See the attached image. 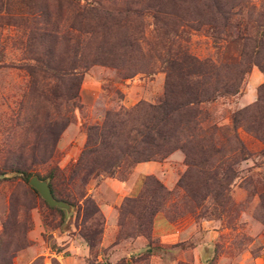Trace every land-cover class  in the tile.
<instances>
[{
  "label": "rangeland",
  "instance_id": "rangeland-1",
  "mask_svg": "<svg viewBox=\"0 0 264 264\" xmlns=\"http://www.w3.org/2000/svg\"><path fill=\"white\" fill-rule=\"evenodd\" d=\"M155 1L77 0V8L57 13V0H0V264H264V0H233L238 5L218 39L171 6L155 24L145 4ZM53 47L67 50L66 60L73 51L79 58L74 100L57 99L70 83L41 69ZM175 55L207 60L215 87L246 71L234 93H215L200 105V126L214 133L219 153L204 165L192 162L198 175L187 173L175 150L154 162L158 175L131 179L132 168L122 167L113 176L70 179L87 127L140 103H160L166 63ZM32 66L39 67L34 74ZM65 122L49 154L47 133ZM21 165L27 179L9 171ZM54 168L69 215L28 185ZM213 171L215 181L206 180ZM148 176L166 192L152 199L147 212H156L138 226L126 211L139 196L147 200L154 186ZM181 178L193 192L177 186ZM129 179L122 192L117 185ZM204 183L223 189L200 197ZM82 236L94 237L90 248Z\"/></svg>",
  "mask_w": 264,
  "mask_h": 264
},
{
  "label": "trees",
  "instance_id": "trees-1",
  "mask_svg": "<svg viewBox=\"0 0 264 264\" xmlns=\"http://www.w3.org/2000/svg\"><path fill=\"white\" fill-rule=\"evenodd\" d=\"M187 2L192 8L186 5ZM78 4L77 0H57V13L63 7L77 8ZM145 4L152 12L155 24L159 23L157 13L164 14L162 11L164 7L171 6L179 8L183 15L177 17L192 20L191 22H196L200 26H207L213 34L211 37L215 39H218L220 33L218 28L227 27L232 15L231 9L238 5L233 0H156L153 3ZM258 15L261 17L262 13ZM262 21H264V16ZM193 28L196 30L194 26ZM246 45L245 43L242 46ZM73 53L74 55L67 60V50L56 51V48L53 47L44 53L47 61L41 69L54 73L61 84L70 83V88L63 86L57 90V99L70 101L77 98L76 89L81 78L80 74L75 71L76 63H74L75 60L78 62L79 58L75 51ZM109 53L111 54V52ZM68 60L71 65L64 67ZM110 60L113 61V59ZM210 67L213 66H210L207 60H200L194 56L175 55L174 59L166 63L165 93L160 103L155 105L140 103L129 110L108 114L100 124L87 127L86 142L78 159L71 166L70 179L78 174H83L86 179L97 172L113 176L122 167L132 168L137 163L159 161L175 150H179L183 154L185 165L188 167L187 173L198 175L199 171H192L190 166L192 162L200 164L203 161L201 164L204 165L219 153L213 145L212 136L214 133L203 130L200 126L202 114L200 105L211 101L215 93L216 96L234 93L233 86H238L246 73V71L238 70L236 77L228 83H220L217 74L214 73V84L220 83L219 87H215L208 82L210 76L207 70ZM30 68L31 74L39 70V67L36 66ZM233 122H236L235 117ZM66 124L67 122L60 123L57 126L55 123L56 131L47 133L50 139L45 149L49 154L53 152V144L57 135ZM216 129L214 126L212 127V130ZM233 138L239 144L236 135H233ZM9 171L24 175L25 179L29 176V173L23 170L22 165ZM56 172L58 170L54 168L47 175L39 178L47 180V186L53 199L66 203L54 187L53 180ZM215 176L216 171H213L206 175V180L213 179L215 181ZM35 177L38 178V176ZM147 179L154 184L145 194L147 200L139 196L137 200L133 201L139 207L136 215L134 210L137 207L135 206H129L130 208L126 211L137 218L138 226H142V223L146 221V215L152 216L156 212V208L151 213L147 212L152 199L160 197L163 191L166 192L163 186L151 176H148ZM182 181V178L177 181V186L185 188L187 192H193L194 189L188 188ZM216 185L217 187L211 188L207 183H204L203 189L207 192L206 195L201 194L200 197H206L209 194L216 195L217 189H223L221 185L215 183ZM120 209L122 206L119 208V212ZM82 238L89 248L93 245V236L91 238L82 236Z\"/></svg>",
  "mask_w": 264,
  "mask_h": 264
},
{
  "label": "water",
  "instance_id": "water-1",
  "mask_svg": "<svg viewBox=\"0 0 264 264\" xmlns=\"http://www.w3.org/2000/svg\"><path fill=\"white\" fill-rule=\"evenodd\" d=\"M28 185L38 194L48 207L62 209L67 215H69V206L63 201H57L52 198L45 180H40L34 176L29 179Z\"/></svg>",
  "mask_w": 264,
  "mask_h": 264
},
{
  "label": "crops",
  "instance_id": "crops-1",
  "mask_svg": "<svg viewBox=\"0 0 264 264\" xmlns=\"http://www.w3.org/2000/svg\"><path fill=\"white\" fill-rule=\"evenodd\" d=\"M160 165L154 162H143V163H137L132 167L131 171V179L136 178L141 175H158L160 172ZM129 179V181L121 183V191L125 192L124 190L129 187L130 182L132 181Z\"/></svg>",
  "mask_w": 264,
  "mask_h": 264
}]
</instances>
